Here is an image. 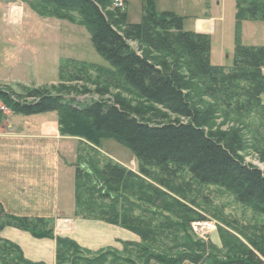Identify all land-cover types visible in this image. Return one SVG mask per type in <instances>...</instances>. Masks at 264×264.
I'll return each instance as SVG.
<instances>
[{
	"label": "trees",
	"instance_id": "obj_1",
	"mask_svg": "<svg viewBox=\"0 0 264 264\" xmlns=\"http://www.w3.org/2000/svg\"><path fill=\"white\" fill-rule=\"evenodd\" d=\"M36 1L43 10L36 6L34 10L42 17L72 23L70 13L79 15L81 22L78 25L88 31L95 52L110 67V70H100L105 83L135 94L145 103L182 119L166 121L163 119L166 114L158 110H153L154 116L147 118L135 113L119 97L114 101H79L28 89L25 97L30 102H26L15 92L0 90V103L12 114L33 117L56 113L62 136L79 138L94 146H99L104 139L115 140L130 150L139 162L140 174L111 161L93 172L83 171L78 166L75 169L77 210L81 206L82 188L93 179L97 191L87 186L91 196L97 195L112 202L117 199L130 202L134 197L141 202L137 205L142 206L146 201L148 206L140 208L145 215L162 218L156 226H153V219L137 221L129 215L120 221V214L111 206V211L102 213V221L135 233L144 244L155 234L161 236L165 232L184 230L187 240L195 248L186 244L179 256H151L142 264H151L152 261L157 264H264V237L260 242L250 241L251 248L242 244L228 260L201 254L204 253L201 248L200 255L194 252L198 251V246L193 244L187 229L203 217L181 202L191 184L175 185L189 175L197 185L221 188L231 193L237 203L264 216V173L245 161L242 147L226 134L218 135L207 130V122L195 104V94L199 90L216 102L226 116L246 118L257 115L264 120V46H244L241 41L244 22H264V0H238L234 61L230 67L213 66L211 37L185 31L184 17L173 12L158 13L155 0H148L140 24L127 22L126 9H117L113 14L107 12L106 0ZM133 44L138 45L137 50ZM85 65H62L61 79L65 80L67 70H70L67 72L69 80L87 79ZM98 93L103 95L104 91L98 90ZM261 146V161L264 162V139ZM81 151L82 148L80 156L83 157ZM154 170L159 174H153ZM149 179H155L160 187L149 185ZM131 204L137 206L136 202ZM6 217L11 227L37 238H55L54 226L49 220ZM41 225L47 227L44 234L37 233ZM3 228L0 226V231ZM56 240L57 263L65 264L61 248L66 245L79 250V246L68 239ZM228 245H231L230 241L226 242V247ZM127 246L137 247L134 243L125 244L124 248ZM18 252L22 255L20 249ZM99 254L102 255L86 263L107 264L104 257L112 255L117 263L135 264L133 260L116 259L114 250ZM21 259L25 261L23 264H34L25 260L23 255Z\"/></svg>",
	"mask_w": 264,
	"mask_h": 264
},
{
	"label": "rangeland",
	"instance_id": "obj_2",
	"mask_svg": "<svg viewBox=\"0 0 264 264\" xmlns=\"http://www.w3.org/2000/svg\"><path fill=\"white\" fill-rule=\"evenodd\" d=\"M125 1L127 2V9L125 7L128 14L127 22L129 24H140L145 17L148 0ZM188 1L190 0H186V2ZM204 1L192 0L190 1V7L184 10V12L189 11L188 15H192V18L186 24V30H189L198 19L204 17L200 15L201 11L197 8L198 2ZM165 2L167 1H155L154 4L158 13L165 11L163 6ZM211 2L212 0H207V16H210L211 10V17L215 18L213 32L207 34L211 37V63L213 66L230 67L234 61L236 5L238 0H214L210 5ZM217 3H219V6H217ZM106 4L107 12L113 14L117 10L111 0H106ZM35 6L39 10H43V6L38 4L36 0H0V90L15 92L24 97L26 102H30L25 97L28 89V91L32 89L41 90L53 96L63 95L76 98L79 101L92 99L114 101L119 97L126 101L135 113L143 114L147 118H152L155 114L152 111L158 110L166 114V117L163 118L166 121L182 120L168 114L159 107L145 103L135 94H130L123 89H114L105 83L103 73L100 70H110V67L95 52L88 31L78 25L81 18L77 13H70L69 17L73 20L71 23L52 17H42L40 13L34 10ZM241 41L244 46H264V22H244L241 27ZM132 46L134 49H138V45L133 44ZM67 63L86 64L89 77L75 81L69 80L67 78L69 73L67 72H70V70H67L65 80L61 79L60 69L62 65ZM98 90H103V95L98 93ZM262 100L264 104V95ZM195 102L207 122V130L218 135L226 134L233 143L242 147L241 154L245 161L264 173V162L261 161L260 155L262 150L261 141L264 139V120H261L257 115L246 118L226 116L216 102L204 96L199 90L196 91ZM0 106L3 105L0 103ZM42 117L45 118L44 121L53 124L55 127L58 126L57 130L61 137L74 138L62 136L56 113L41 116V119ZM36 118L38 117L26 118L14 115L7 110L6 114L4 113L0 117V137L4 136V133L9 137H11V134L13 136L33 135L36 132L27 131L26 128L29 126L32 129L37 128L38 123L42 120ZM55 136L59 138L57 134ZM14 139L12 138V140ZM80 140L83 145L79 146L77 150L79 155L76 159L75 154L70 153L71 146L68 147L66 152H63L66 157L65 160H68V163H74L75 168L79 166L83 171L93 172L100 170L111 161L125 167L127 170L140 174L139 162L132 152L115 140L104 139L99 146ZM2 146L6 148L4 142L0 143V158H6L8 154L10 156L9 145L7 150L4 147L2 149ZM80 148H82L83 157L80 156ZM6 165H8L6 160L0 162V166ZM8 169L0 170V174H15ZM152 172H154L153 174H159L156 170ZM155 179H149L147 182L156 188L160 187ZM182 184L191 185L190 189H187L186 194H184V199H180L181 202L194 208L197 214L203 217V220L191 223L187 229L193 244L198 246V249H196L198 251L194 250L198 255L201 253V248L204 252L201 254L217 256L219 260H228L229 257L234 255L235 249L242 247V244L251 248L250 241L260 242L262 240L264 237L263 215L237 203L231 193L221 188L197 185L189 175L184 180H178L175 185L180 186ZM85 185L86 188L81 190L80 209H76L75 213L77 218L101 220L103 218L102 213H108V211H111V206H113L116 212L120 214V221L125 215H129L137 221L153 219L155 220L153 226L162 221L161 217L145 215L144 210L140 209L148 206L146 201L140 206L137 204L141 202L134 199V197L130 202L126 199H117L114 202L100 199L97 195L91 196L87 190L88 186L94 192L97 191L93 179ZM131 202H136L137 206L131 204ZM3 213L0 210V226H4L0 234L6 227H11L9 226L11 222ZM198 224H206L208 227L205 229L200 228ZM49 227L50 225L48 230ZM12 228L14 227L12 226ZM146 228L148 227L146 226ZM183 231H169L165 232L164 235L161 234V236L155 234L154 238L150 236L151 238H148L145 244L141 243L140 240V243H136L137 247L127 246L121 251L114 250L117 252L116 259H129L135 261V264H142L151 256L158 255L167 258L179 256L185 250L183 247L186 244L191 245L190 240H187V233ZM46 232L47 227L45 225L37 228L38 234ZM1 240L2 242H8L2 238ZM229 241L231 245L226 247V242ZM2 242H0V264H23L25 262L21 259L22 255L18 252L20 249L18 246L10 242L8 243L11 245ZM192 247L193 245H191ZM78 248L79 250H74L66 245L61 248L65 264H87V260H93L102 255L83 252L84 249ZM143 251H146V254ZM104 258L107 260V264H125L117 263L118 261H115L112 255H106ZM153 263L157 264L152 261L151 264ZM56 264H58L57 256Z\"/></svg>",
	"mask_w": 264,
	"mask_h": 264
},
{
	"label": "crops",
	"instance_id": "obj_3",
	"mask_svg": "<svg viewBox=\"0 0 264 264\" xmlns=\"http://www.w3.org/2000/svg\"><path fill=\"white\" fill-rule=\"evenodd\" d=\"M166 1L163 12H173L184 17L185 31L212 34L215 18L211 17V10L210 16H207V0L198 2L197 8L204 17L198 19L192 26L189 25L191 26L189 30L185 27L192 15H188L189 11L184 12V10L190 7L192 0ZM41 116L45 115L33 116L42 120L37 128L32 129L30 126L26 128L27 131L36 132L33 135L11 134L9 137L4 133V136L0 137V143L4 142L6 145V148L2 146V149L4 147L7 150L9 145L11 150L10 156L8 154L6 158H0V162L6 160L8 163L6 166H0V170L10 167L8 170L15 173L0 174V210L8 216L49 220L54 226L56 238L69 239L80 248L92 253L107 250L121 251L125 244L140 243V238L135 233L120 226L102 220L75 217L76 168L74 163L65 160L63 152L71 146L70 153L75 154L76 159L81 140L61 137L57 130L58 126L55 127L44 121L45 118L41 119ZM19 172L22 174H17ZM0 237L18 246L23 257L31 263L56 264L58 249L56 238L39 239L12 227H6Z\"/></svg>",
	"mask_w": 264,
	"mask_h": 264
},
{
	"label": "built area",
	"instance_id": "obj_4",
	"mask_svg": "<svg viewBox=\"0 0 264 264\" xmlns=\"http://www.w3.org/2000/svg\"><path fill=\"white\" fill-rule=\"evenodd\" d=\"M113 6L116 8V9H121L123 10L125 8V0H111ZM7 108H5L4 106H0V117L2 116V114H6L7 112ZM198 227L200 228H207L208 226L205 224L201 225V224H198ZM196 230V229H195Z\"/></svg>",
	"mask_w": 264,
	"mask_h": 264
}]
</instances>
